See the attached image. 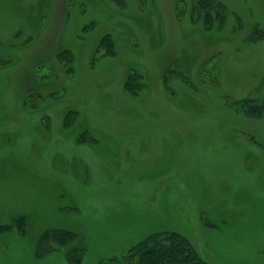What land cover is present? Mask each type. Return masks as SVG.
I'll return each mask as SVG.
<instances>
[{"label": "rangeland", "instance_id": "1", "mask_svg": "<svg viewBox=\"0 0 264 264\" xmlns=\"http://www.w3.org/2000/svg\"><path fill=\"white\" fill-rule=\"evenodd\" d=\"M244 98L264 99V0H0V264H117L164 232L264 264ZM58 228L75 240L41 242Z\"/></svg>", "mask_w": 264, "mask_h": 264}, {"label": "trees", "instance_id": "2", "mask_svg": "<svg viewBox=\"0 0 264 264\" xmlns=\"http://www.w3.org/2000/svg\"><path fill=\"white\" fill-rule=\"evenodd\" d=\"M202 11V10H201ZM214 12V11H213ZM219 16L220 21L224 19L219 10L215 11ZM214 12V13H215ZM220 13V14H219ZM199 18H204L207 23V19L213 16V13L209 12L205 7ZM19 33V32H18ZM18 35V34H17ZM112 37L106 35L101 41V45H107L109 49H112ZM62 59L67 58L68 61H73V54L67 52V55H62ZM136 77L134 74H130L126 80V87L132 92L137 94L144 84L142 82H135ZM239 107L249 116H261L264 112V99L244 98L236 102ZM77 113L70 111L66 116V123L69 122L72 117H75ZM22 221V220H21ZM8 225H0V231L7 229ZM77 234L70 229H51L45 232L41 238V242H47L45 240H53L60 245H66L75 240ZM85 250H77L74 248L69 256L77 262L82 260V256ZM117 264H212L202 258L193 243L183 234L179 232H164L153 233L146 239L142 240L138 244L130 248L123 260H118Z\"/></svg>", "mask_w": 264, "mask_h": 264}]
</instances>
